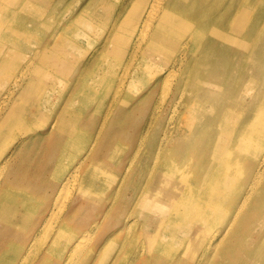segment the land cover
<instances>
[{
    "label": "bare ground",
    "instance_id": "bare-ground-1",
    "mask_svg": "<svg viewBox=\"0 0 264 264\" xmlns=\"http://www.w3.org/2000/svg\"><path fill=\"white\" fill-rule=\"evenodd\" d=\"M88 1L0 0V264H85L107 250L104 235L91 248L102 221L71 224L95 200L108 119L122 123L141 85L134 103L156 97L152 121L185 111V151L167 148L166 126L149 149L136 134L129 194L104 202L137 219L124 228L139 240L130 264H219L243 241L248 264H264V0Z\"/></svg>",
    "mask_w": 264,
    "mask_h": 264
},
{
    "label": "rangeland",
    "instance_id": "rangeland-1",
    "mask_svg": "<svg viewBox=\"0 0 264 264\" xmlns=\"http://www.w3.org/2000/svg\"><path fill=\"white\" fill-rule=\"evenodd\" d=\"M98 0H89L88 3H96ZM101 17H105V13H101ZM49 24V22H47ZM95 49V48H94ZM94 49H90L89 52L92 53ZM91 59V56L82 60L80 64V68L88 63ZM109 87L107 86V89ZM151 88V87H150ZM149 86L141 85L139 87L138 93L135 95V98H131V102L128 105L123 106L120 110L124 113H129V115L123 117L122 123H117L114 120V116H112L107 121V131L106 135L99 141V144H102L104 141H107V163H100L98 165V177L93 182L94 187L88 192V196L95 199L93 204L82 209L77 218V223H72L71 227L74 229H78L82 224H89L94 222H100V226L97 228V233L94 239L91 240V248L95 246V244H100L101 247L107 240V252L104 251L100 254L101 248L98 251V255H92L91 258L85 262V264H130L135 258V252L137 251V245L139 240H127V230L126 221L132 222L135 221V217H131L129 219H125L122 210H121V200L117 204L109 206V202L104 204L106 200L112 196L113 192L117 189L121 192L120 195H127L128 192H124L122 188V184H124L127 176H123L122 167L125 166L129 156L132 154L134 150V141L136 140V134L141 132L145 136L144 143L141 145L145 149H149L150 143H152L157 138V132L164 126H166V131L168 133L174 132L177 134L176 138L165 141L167 148L172 149L173 153L178 155V158H184L185 151V138L182 136L183 129V121H184V110H181L175 117L167 124L168 120L167 116L159 118L155 121L151 120L150 114L152 108L155 104L156 97L148 100L142 101L138 103H134L135 100L139 99L141 96L146 94V92L150 89ZM116 113V111L114 112ZM119 113V110H117ZM99 113L95 112L93 118L98 120ZM83 123H85L83 121ZM82 122H79V125ZM182 125V126H181ZM83 126H77V130L80 133V130ZM66 133V131H65ZM169 142V143H168ZM83 148V147H82ZM175 152V150H177ZM98 150L96 148L94 153ZM116 151V156H112V153ZM110 153V154H109ZM80 155H82V150L80 151ZM145 151L140 152L139 157L134 162L132 168L130 169L129 182L135 185V183L141 179V169L145 164ZM145 159V161H144ZM134 188V187H133ZM123 191V192H122ZM74 198V195H73ZM72 198V199H73ZM124 200V204H125ZM107 206V216H104V211ZM137 220V219H136ZM143 228V224L141 222L134 223L131 227L133 235H137L140 233ZM5 233H7L8 238L16 237L19 234L17 229L5 228L3 229ZM17 232V234H15ZM107 236V240H98L100 236ZM243 247L240 244H236L234 247V254L227 256L223 259L219 264H248V253L252 250L253 245L246 243L243 241ZM135 247V248H134ZM237 251V253H236ZM86 257V253L83 252L81 255L82 262ZM143 257H151V254H145ZM9 260V259H8ZM10 261V260H9ZM8 262V261H7ZM53 264V263H52ZM251 264H258L251 261Z\"/></svg>",
    "mask_w": 264,
    "mask_h": 264
}]
</instances>
